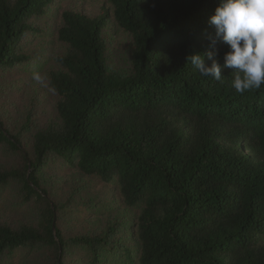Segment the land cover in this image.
<instances>
[{
  "label": "trees",
  "instance_id": "16d2710c",
  "mask_svg": "<svg viewBox=\"0 0 264 264\" xmlns=\"http://www.w3.org/2000/svg\"><path fill=\"white\" fill-rule=\"evenodd\" d=\"M64 1L0 0V264H264V86L186 60L218 0Z\"/></svg>",
  "mask_w": 264,
  "mask_h": 264
},
{
  "label": "clouds",
  "instance_id": "9594fccd",
  "mask_svg": "<svg viewBox=\"0 0 264 264\" xmlns=\"http://www.w3.org/2000/svg\"><path fill=\"white\" fill-rule=\"evenodd\" d=\"M209 23L214 27L211 50L186 57L203 77L224 83L222 71L231 70V87L241 95L264 86V0H218ZM218 43L227 45L222 63L218 59Z\"/></svg>",
  "mask_w": 264,
  "mask_h": 264
},
{
  "label": "rangeland",
  "instance_id": "374dc122",
  "mask_svg": "<svg viewBox=\"0 0 264 264\" xmlns=\"http://www.w3.org/2000/svg\"><path fill=\"white\" fill-rule=\"evenodd\" d=\"M106 0H65L63 2V6L72 8L78 12L85 13L90 16H97L99 14V9L102 5L105 4ZM110 32V39H111V44H112V52L114 56L121 57L122 55V46L125 44V38L120 32H115V28L113 25H110L109 30ZM56 44H50L49 48L53 50H57L55 47ZM31 91V88H29L26 91H19L16 92L15 94L12 95L13 97H17L18 99V104H19V110L16 112L17 114H21V111L26 108V106L31 105V97H28V92ZM39 111H43L42 107L38 108ZM51 173V172H49ZM53 176H58L54 175ZM73 173L71 171H65L61 175H59L57 178H66L69 179ZM70 180L66 182V187L68 186ZM90 186V192L93 194V196L96 199L95 204L97 205H107L110 204L111 206L113 205L115 209H119L121 201L119 197V193L117 192V188L111 184H104L100 182L99 180L93 178L92 181L89 183ZM82 211H84V208H81ZM86 211V210H85ZM84 211V214H85ZM95 212L90 211L88 212V218L92 219L94 217ZM83 218L82 217H75L72 222L73 227L75 228L79 223L81 222Z\"/></svg>",
  "mask_w": 264,
  "mask_h": 264
},
{
  "label": "water",
  "instance_id": "95a60500",
  "mask_svg": "<svg viewBox=\"0 0 264 264\" xmlns=\"http://www.w3.org/2000/svg\"><path fill=\"white\" fill-rule=\"evenodd\" d=\"M53 232H54V235L56 234V229H55V227H53Z\"/></svg>",
  "mask_w": 264,
  "mask_h": 264
}]
</instances>
